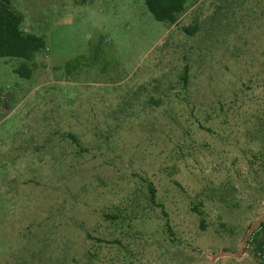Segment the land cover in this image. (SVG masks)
<instances>
[{
	"label": "rangeland",
	"instance_id": "374dc122",
	"mask_svg": "<svg viewBox=\"0 0 264 264\" xmlns=\"http://www.w3.org/2000/svg\"><path fill=\"white\" fill-rule=\"evenodd\" d=\"M11 5L45 50L29 80L0 58V264L237 252L264 216V0H188L173 26L144 0Z\"/></svg>",
	"mask_w": 264,
	"mask_h": 264
},
{
	"label": "trees",
	"instance_id": "16d2710c",
	"mask_svg": "<svg viewBox=\"0 0 264 264\" xmlns=\"http://www.w3.org/2000/svg\"><path fill=\"white\" fill-rule=\"evenodd\" d=\"M84 4L90 0H77ZM188 0H144L147 11L155 21L170 26L177 24L179 18L186 12ZM23 16L18 13L11 5V0H0V58H14L21 63L14 69V72L22 79L29 80L41 64L36 63V55L45 50V41L43 38L24 31L21 27ZM187 30V29H186ZM187 70L181 77L186 81ZM150 191L151 188L149 187ZM153 195H151V199ZM130 220V219H129ZM129 222V221H128ZM264 228L261 223L255 230L247 245L254 246V253L264 250V235L260 233ZM165 232L172 234L171 229L166 226ZM128 249H125L127 252ZM126 264H136V260L128 257Z\"/></svg>",
	"mask_w": 264,
	"mask_h": 264
},
{
	"label": "water",
	"instance_id": "95a60500",
	"mask_svg": "<svg viewBox=\"0 0 264 264\" xmlns=\"http://www.w3.org/2000/svg\"><path fill=\"white\" fill-rule=\"evenodd\" d=\"M261 223H264V216L260 217L259 219H257L255 222H253L251 224V226L247 230V232H246V234L242 240L241 246L237 252H235V253L228 252V251L219 252L211 258L210 264H214L220 258L238 259L244 253V249L247 246V242H248L249 238L253 235L254 231L259 227V225Z\"/></svg>",
	"mask_w": 264,
	"mask_h": 264
},
{
	"label": "built area",
	"instance_id": "2783aa9c",
	"mask_svg": "<svg viewBox=\"0 0 264 264\" xmlns=\"http://www.w3.org/2000/svg\"><path fill=\"white\" fill-rule=\"evenodd\" d=\"M258 257L262 263H264V250L258 253Z\"/></svg>",
	"mask_w": 264,
	"mask_h": 264
}]
</instances>
